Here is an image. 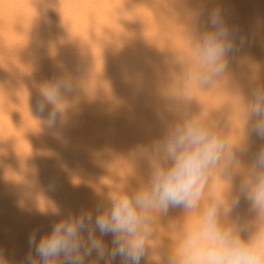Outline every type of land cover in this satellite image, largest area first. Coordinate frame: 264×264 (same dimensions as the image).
Masks as SVG:
<instances>
[{
    "label": "bare ground",
    "instance_id": "obj_1",
    "mask_svg": "<svg viewBox=\"0 0 264 264\" xmlns=\"http://www.w3.org/2000/svg\"><path fill=\"white\" fill-rule=\"evenodd\" d=\"M91 1L71 0L72 8L60 12L43 41L48 49V57L39 59L48 66L44 72L14 78L15 62L3 46L12 48L15 37L25 36L23 24L9 23L0 40V249L12 264H21L33 231L39 238L59 219L39 211L46 203L55 201L64 213L78 212L114 187H138L151 169L139 148L185 115L205 116L235 139L241 127L235 97L241 91L235 84L248 81H241L249 85L246 96L264 85V0ZM36 2L0 0V21L14 10L25 15ZM216 8L244 42L230 55L224 75L200 88L184 78L191 67L190 37L208 27ZM100 17V27L93 28ZM72 41L77 47L64 62L62 48ZM61 69L71 73L72 88L61 89L63 104L50 125L53 106L40 113L37 101L43 100L45 85L59 80ZM32 86L35 93L27 94ZM261 144L253 137L249 151L238 154L241 163L246 166ZM239 182L237 175L233 183ZM209 185L219 188L224 182L213 173ZM235 214L257 219L243 199ZM182 217L179 208L158 217L154 246L141 264H157L153 253L171 249ZM105 240L110 244L111 237Z\"/></svg>",
    "mask_w": 264,
    "mask_h": 264
},
{
    "label": "clouds",
    "instance_id": "obj_2",
    "mask_svg": "<svg viewBox=\"0 0 264 264\" xmlns=\"http://www.w3.org/2000/svg\"><path fill=\"white\" fill-rule=\"evenodd\" d=\"M197 18L193 14V23ZM207 24L190 37L191 67L184 74L200 88L224 75L230 55L244 42L219 8L211 11ZM71 88L68 79L43 87L37 110L53 106L50 125L63 104L61 89ZM235 97L241 125L235 139L205 116H183L139 148L151 169L138 187H114L78 212L64 213L55 201L40 208L43 215L59 219L39 238L36 231L29 235L21 264H114L117 258L120 264H141L154 246L156 220L176 208L183 210L175 225L177 239L166 253H153L157 264H264V143L246 166L238 156L249 151L253 137L264 142V85ZM213 173L223 187H210ZM242 199L256 214L255 221L235 214ZM105 237H111L110 244ZM0 264H12L3 249Z\"/></svg>",
    "mask_w": 264,
    "mask_h": 264
},
{
    "label": "rangeland",
    "instance_id": "obj_3",
    "mask_svg": "<svg viewBox=\"0 0 264 264\" xmlns=\"http://www.w3.org/2000/svg\"><path fill=\"white\" fill-rule=\"evenodd\" d=\"M87 1L90 4L92 3L91 0H87ZM71 8H72L71 0H37L36 3L28 5L26 7L27 11L25 15L21 14L17 10H14L8 15L10 16L8 19H6L4 22L0 21V40L3 39L4 31H8V32L10 31L8 30L9 23H13L15 25L23 24L26 29L25 36L15 37V39L17 40L15 46H13L12 48L3 46V49L9 51L10 57L15 62L14 78L20 77L25 74H32L34 70H38L39 72L45 71V69L48 67L46 61L43 62L39 60L40 58L46 59L48 57V49L43 44V41L55 29L56 20L59 17L60 12L62 10H70ZM1 13L2 12L0 9V14ZM102 20H104V18L100 17L95 22L93 28L96 29L100 27ZM76 47L77 44L74 41L66 44V46L62 48V52H61L62 61L65 62L69 54L73 52ZM14 78L12 79L14 80ZM70 78H71V73L66 69H61L60 74H58V79L62 80V79H70ZM244 80L245 79L241 81H243V83L248 82L247 80L246 81ZM241 81L240 84L237 83L235 85L240 86V87L237 86L238 92L241 91L240 95H243L247 91L246 89L249 86V85L248 86L245 85L249 83L246 84L244 83L245 84L244 85L243 83H241ZM241 84H243V89L244 87L246 89L242 90ZM27 92H28L27 94L33 95L35 93V86L30 87ZM230 93L233 94L232 91H229V95ZM234 93L237 92L234 91ZM232 94L230 96H233ZM223 95H228V91L227 92L225 91ZM244 95L246 96V93ZM140 105L141 104L139 103V101L135 102V106L139 107ZM235 112H237V109ZM44 157L49 158L51 156L48 153H44ZM50 166H54V164H50Z\"/></svg>",
    "mask_w": 264,
    "mask_h": 264
}]
</instances>
